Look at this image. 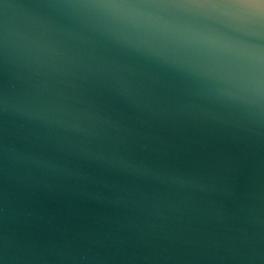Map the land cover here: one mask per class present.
I'll return each instance as SVG.
<instances>
[{
  "label": "water",
  "instance_id": "obj_1",
  "mask_svg": "<svg viewBox=\"0 0 264 264\" xmlns=\"http://www.w3.org/2000/svg\"><path fill=\"white\" fill-rule=\"evenodd\" d=\"M175 5L0 0V264H264V23Z\"/></svg>",
  "mask_w": 264,
  "mask_h": 264
},
{
  "label": "snow or ice",
  "instance_id": "obj_2",
  "mask_svg": "<svg viewBox=\"0 0 264 264\" xmlns=\"http://www.w3.org/2000/svg\"><path fill=\"white\" fill-rule=\"evenodd\" d=\"M199 7H211L222 11L225 15L238 20H252L264 23V12L249 6L248 0H187Z\"/></svg>",
  "mask_w": 264,
  "mask_h": 264
},
{
  "label": "clouds",
  "instance_id": "obj_3",
  "mask_svg": "<svg viewBox=\"0 0 264 264\" xmlns=\"http://www.w3.org/2000/svg\"><path fill=\"white\" fill-rule=\"evenodd\" d=\"M175 6H177V7H189V6H191V7H199V6L193 5V4H191V5H175ZM121 7H123V6H121ZM129 7H131V6H129Z\"/></svg>",
  "mask_w": 264,
  "mask_h": 264
}]
</instances>
